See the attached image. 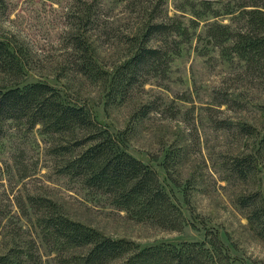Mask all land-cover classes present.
<instances>
[{"label":"rangeland","instance_id":"1","mask_svg":"<svg viewBox=\"0 0 264 264\" xmlns=\"http://www.w3.org/2000/svg\"><path fill=\"white\" fill-rule=\"evenodd\" d=\"M240 1L0 0V40L20 65L19 72L0 68V86L46 83L66 102L85 107L125 141L131 156L157 173L185 220L178 231L137 222L100 191L63 174L65 161L83 148L62 155L55 149L78 139V130L49 135L40 125L28 129L8 122L0 137V256L21 247L26 264H64L84 254L58 251L44 240L43 212L28 203L42 198L71 221L139 248L203 242L212 235L222 251L220 264H264V239L248 219L251 210L238 204L254 194L264 204V69H250L224 50L230 43L220 47L207 36L212 25L237 30L240 23L232 15L239 13ZM161 22L177 29L147 45L171 50L168 68L139 79L126 96L111 94L115 69L135 52L146 26ZM75 38L85 40L105 73L101 79L78 71ZM237 125L250 127V134ZM241 158L252 162L245 178L234 170V160ZM123 262L124 257L106 264Z\"/></svg>","mask_w":264,"mask_h":264},{"label":"trees","instance_id":"2","mask_svg":"<svg viewBox=\"0 0 264 264\" xmlns=\"http://www.w3.org/2000/svg\"><path fill=\"white\" fill-rule=\"evenodd\" d=\"M238 4L235 7L239 13L236 17L232 15V19L240 23L237 30L212 25L207 36L220 47L230 43L225 51L244 61L250 69L263 70L264 0H241ZM230 10L227 11L231 13ZM90 12L89 9L88 23L93 22ZM176 29L175 23L168 22L147 25L135 52L115 69L110 81L111 94L117 95L116 91L126 96L128 88L144 76L163 74L171 61V50L147 44L153 37L170 35ZM73 41L74 48L81 54L78 71L90 79H101L105 73L97 67L85 40L75 38ZM19 67L16 55L0 40V68L19 72ZM148 111L147 106L143 107L141 115L144 117ZM8 122L23 123L28 129L40 125L49 135H67L78 130L82 134L78 139L55 149L56 155H62L83 148L65 161L60 169L63 174L81 180L88 189L100 191L111 205L137 222L171 231H178L184 225L181 210L161 186L157 173L131 156L125 141L97 123L89 110L66 102L55 88L41 82L0 86V137ZM237 126L242 133L250 134V127ZM261 143L264 145V136ZM233 165L235 173L243 178L252 171V162L247 158L236 159ZM28 203L43 212L39 225L45 241L54 243L62 252L85 250L83 255H71L64 264H106L123 257V264H220L222 260V251L219 246L215 248L217 239L212 235L209 240L207 235L203 242L139 248L131 241L108 238L71 221L47 199L28 198ZM238 204L242 209L251 210L248 219L256 227L258 236L264 239V204L259 202L257 194L241 197ZM22 254L21 247H11L0 256V264H26L29 259H24Z\"/></svg>","mask_w":264,"mask_h":264}]
</instances>
